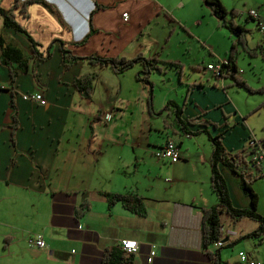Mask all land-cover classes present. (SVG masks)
<instances>
[{"label":"crops","instance_id":"obj_1","mask_svg":"<svg viewBox=\"0 0 264 264\" xmlns=\"http://www.w3.org/2000/svg\"><path fill=\"white\" fill-rule=\"evenodd\" d=\"M24 1L0 0V8L11 11L37 43L34 48L38 53L51 55L25 61L27 71L18 73L13 81L0 64V94L5 96L10 118L0 145V264H102L103 250L125 239L137 241L136 251L127 252L133 254L134 264H213L201 235L202 209L218 202L210 185L212 147L207 133H186L176 122L173 107L159 115L150 113L149 87L136 79L140 64L123 73L86 60L65 67L59 51L60 42L79 57L98 54L132 59L142 54L156 57L158 62L179 64L178 85L163 80L157 84L154 72L151 74L153 109H163L168 101L183 106V125L192 120L185 125L187 132L200 129L198 124L204 120L219 126L209 116L201 117L198 109L185 106L191 83L181 81L182 60L158 57L160 48L165 47L163 41L171 35L180 37L179 48L186 43L187 34L191 35L186 27L188 17L204 6L202 1L34 0L22 5ZM0 24L7 28L1 15ZM8 35V39L0 37L16 45L11 40L13 34ZM23 53L27 57L30 50ZM88 73L97 74L91 98L73 85L76 77ZM242 80L247 82L244 75ZM192 83L204 87L202 81ZM221 85L225 92L233 86L224 81ZM23 92L41 93L46 104L23 100ZM210 97L213 103H220ZM38 112L47 118L45 132H38ZM236 112L243 114L239 108ZM23 113L28 115L29 126L21 134ZM223 115L224 124L231 126V116ZM39 116L43 118V114ZM246 117L242 116L243 125ZM238 118L235 114L232 119ZM210 126L205 129L212 135ZM232 132L239 141L228 150L241 149L249 136L259 140L264 149V134L258 138L252 129L240 133L237 127ZM168 139L179 148L180 157L175 161L154 155ZM223 174L232 204L248 207L249 199L239 204L231 194L229 182H235L236 175L226 169ZM253 185L257 194L264 195V177ZM103 192L139 195L145 215L128 210L120 201L108 203ZM84 201L88 208L77 216ZM262 206L264 201L259 198L257 211L264 216ZM37 234L43 239L42 247L28 242ZM223 236L226 245L220 250L221 264H240L238 253L232 261L224 257L222 249L232 242L224 224ZM151 251L155 255L148 263Z\"/></svg>","mask_w":264,"mask_h":264},{"label":"rangeland","instance_id":"obj_2","mask_svg":"<svg viewBox=\"0 0 264 264\" xmlns=\"http://www.w3.org/2000/svg\"><path fill=\"white\" fill-rule=\"evenodd\" d=\"M221 2L227 11L225 16L226 20H229L232 17V14L230 13L232 9L237 11L238 14L233 17V20L238 24L244 25V38L248 48H252L258 43H264V32L259 30L258 21L250 17V12L254 11L258 15V18L264 23V0H221ZM201 7L200 9L198 8L199 10L196 9L198 11L195 15L188 17L189 21L186 27L189 29L188 31L191 35L187 34L189 39L186 43L182 44L179 48L178 45L180 37L175 33L168 38V41H163L161 46L165 47L164 49L160 48L158 51V57L160 60H165V58H178L179 60H182L181 64L183 66L181 71V81L183 83L202 81L204 87L201 90H198L197 88L191 90L188 94L185 106L198 109L201 117L207 118V116H209L212 122L220 124L217 128L211 125L210 130L213 134H219L222 132V143L227 149H230L232 144L239 141L238 135L235 132H232L235 127H237L240 133H243L244 130L250 128L255 132L256 137L258 138L260 134H264V105L257 106L264 100V61L260 55L255 57L249 56L243 49L242 45L236 43L237 52L235 54V63L238 66L237 77L242 80L244 75L247 80L246 83L251 88L255 91L260 89L263 90L262 92L254 93H250L244 88L237 86L233 78L226 76V70L225 75L223 76L225 78L222 80V77L213 76L210 71L203 68L207 66L208 63H215L218 59H220L218 62H221V59L223 58L227 61V54L231 42L232 40L236 41V36L224 28L221 25L220 20L215 19L210 14V10L207 6ZM218 24L219 26H217ZM8 33L13 34V39L11 40H14L16 45L20 47L23 52H29V48L27 47V42L23 34L14 33L9 28H1L0 26V35H2L4 39H8V36H10ZM203 38L207 39L206 42ZM200 42H203V44ZM156 65L160 66L158 68L161 69L160 71H154L153 78L156 79L157 84L159 82L158 80H163L167 85L169 81L174 82L175 85L180 83L177 66L164 62H157ZM195 65L200 66V69L193 68ZM223 81L225 84H233V86L227 88V92H225L221 85ZM1 82L2 81L0 80V83ZM214 83H216L217 86H213ZM23 93L20 94L21 98L23 100L31 101L24 99L22 97ZM173 94L176 95L175 93ZM211 95H213L214 99L220 100V103H213V99L210 97ZM4 97L3 93L0 94V145L3 143L1 136L6 130L5 124L10 121L8 114L9 108L7 103H5ZM226 98L228 102H225ZM34 103L38 104L37 102ZM226 106L229 108L227 109ZM236 107L239 108L243 114L236 112ZM223 113L227 116H231V126L224 124L225 118L223 117ZM39 114H43V118H41ZM235 114L239 115V118L233 120L232 118ZM242 116H247L244 120V125L242 123ZM26 117H28V115L26 116L24 113L20 117L23 124V129L20 132L21 134L26 133V128L29 126V122L26 120ZM37 120V128L41 127V130H38V132H45L49 126L45 114L38 112ZM255 170V167L249 168V171L251 172H256ZM233 177L236 181L234 182L233 179H231L229 182L231 194L237 203L243 204L242 202L248 199V197L244 194L239 184L238 177ZM263 177L257 180L263 179ZM257 180H255L253 184ZM255 187L253 185L254 189ZM258 195L259 198L264 201V195ZM262 208L264 210L263 206ZM223 224L230 232L232 242L237 238L236 242H233V244L222 249L226 260H234L237 253L243 251L245 253H249L251 256L253 255L255 260L264 264V241L262 244L258 245L256 243V239L251 237L238 239L239 236H242L247 231L254 229L257 226L256 221L249 218H242L233 221L227 215H223Z\"/></svg>","mask_w":264,"mask_h":264},{"label":"trees","instance_id":"obj_3","mask_svg":"<svg viewBox=\"0 0 264 264\" xmlns=\"http://www.w3.org/2000/svg\"><path fill=\"white\" fill-rule=\"evenodd\" d=\"M34 0H26L22 3V5L33 2ZM204 6H207L210 10V14L215 18L221 21V25L226 28L229 32L236 36V41L232 40L228 56L227 62L223 65L226 70V76H229L234 79L237 86L244 88L250 93L254 92H262L263 90L255 91L251 88L245 81L240 80L237 77L238 68L235 63V54L237 52L236 43L242 45L243 49L248 53L249 56L255 57L260 55L262 60L264 61V43H258L256 46L252 48H248L246 46L244 33L245 28L243 24H238L234 22L233 17L238 13L236 10L232 9L230 13L232 17L229 20H226L225 16L227 11L222 4L221 0H201ZM22 12V11H21ZM0 15L2 17L3 26L10 28L13 32L21 33L25 36L28 44L30 55L27 57L24 55L22 50L11 43L6 42L3 38L0 37V64L5 66L8 76L11 81H13L14 77L18 73H24L27 71L26 62L27 60H32L35 58L36 60H43L48 58V52L42 56L38 53L34 45L37 43L32 40L30 36H28L27 32L14 20V17L9 10H3L0 8ZM251 17V16H250ZM254 19V18H253ZM259 21L260 19H256ZM56 42V40L54 41ZM59 51L61 55V61L65 67L71 66L78 60H86L90 64L108 66L115 73H123L130 67L135 64H140L141 69L136 73V79L142 82L144 85H147L150 90V98H149V111L152 115H159L164 110L173 107V111L175 113L176 122L180 124L182 129L188 133L189 135H194L196 133L204 132L207 133L212 151L210 154V165H211V189L217 197V204L209 208L202 209V218H201V235H202V246L206 249L207 254L213 261V264H221L222 260L220 258V250L221 247L215 248L214 250L210 247L215 244L220 238H222V228H223V215H227L231 220L236 221L242 218H249L257 222V226L255 229L245 233L242 236H239L238 239L251 237L256 239V243L258 245L262 244L264 241V216L257 211L258 204V194L253 188V182L259 178L264 176V161L260 165H255L252 163V156L255 153L254 148L246 147L245 143L249 137L245 139L244 146L239 150H228L222 143L223 133L213 134L211 135L207 129L208 125H212L217 128L218 125L211 124L209 121L204 120L198 124V130L192 132L188 131L186 128V124H192V120H186L185 125L181 113L183 111L182 107H178L172 101H168L163 109L159 111H155L152 105V89L153 83L150 79L151 74L160 70L156 63L159 61L156 57H145L142 54H138L136 57L132 59H126L124 57H104L101 55H90L87 57H79L68 49H66L59 42ZM175 66H180L179 64L171 63ZM180 77V70H177ZM97 77L96 73H88L83 76L76 77L73 81L74 87L82 92L86 97L91 98L94 90V81ZM10 81V82H11ZM187 93L191 90L197 88H203L201 83H191L187 85ZM11 94V92H10ZM186 98L184 99L185 104ZM10 106L13 105L12 98L9 101ZM264 105V101L260 104ZM257 110V109H255ZM254 110V111H255ZM224 116V115H223ZM12 127H16V121L14 115H12ZM226 124V123H225ZM219 127V126H218ZM250 167H255L256 172L249 171ZM229 170L231 173L236 175L239 180V184L244 192V194L249 199V206L246 208L235 207L232 204L226 179L223 174L224 170ZM106 197L108 203L112 204L113 202L120 201L128 210L135 212L139 215H145L146 208L143 203V198L136 194H124V193H110L103 192ZM88 208V203L84 201L81 207L77 208V216L81 215ZM224 239V238H223ZM237 238L233 240L236 242ZM233 242L229 243V245L233 244ZM228 245V246H229ZM102 264H134V258L132 253H127L122 247L119 245L105 248L103 250L102 255Z\"/></svg>","mask_w":264,"mask_h":264},{"label":"built area","instance_id":"obj_4","mask_svg":"<svg viewBox=\"0 0 264 264\" xmlns=\"http://www.w3.org/2000/svg\"><path fill=\"white\" fill-rule=\"evenodd\" d=\"M250 16L254 19H258V15L256 12L251 11ZM124 19L127 18V13L123 14ZM258 28L262 32H264V23L259 20L258 21ZM227 61H221L216 64H208L207 69L210 70L213 74L219 77H223L225 75V69L223 65ZM1 87V86H0ZM22 97L24 99H28L34 102H37L40 105H45V99L42 97L41 93L39 92H31V93H23ZM105 119H110V115H105ZM246 147L254 148L256 151L252 156V163L255 165H260L264 161V149L260 143L259 140L254 138V136H251L247 139L245 143ZM154 155L158 158L175 161L180 157L179 154V148L177 146V143L174 140L168 139L163 146L160 148H157L154 151ZM223 231H222V238H220L218 241L215 242L216 247H223L226 245L224 239H223ZM28 242L30 244H33L36 247H42L44 245L43 239L40 235H35L33 237H29ZM120 247H122L126 252H134L137 249V241L135 240H122L120 242ZM155 255L154 251H151L149 255L147 256V262L151 263L153 261V257ZM239 256V262L241 264H261L258 260H255L252 258L248 253H245L243 251H240L238 253Z\"/></svg>","mask_w":264,"mask_h":264}]
</instances>
